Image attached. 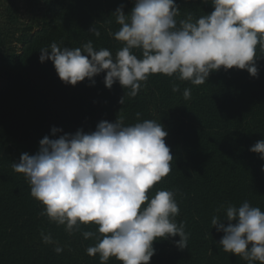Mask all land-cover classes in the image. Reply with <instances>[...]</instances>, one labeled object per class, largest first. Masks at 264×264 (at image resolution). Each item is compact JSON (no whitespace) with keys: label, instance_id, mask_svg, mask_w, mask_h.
I'll return each instance as SVG.
<instances>
[{"label":"trees","instance_id":"obj_1","mask_svg":"<svg viewBox=\"0 0 264 264\" xmlns=\"http://www.w3.org/2000/svg\"><path fill=\"white\" fill-rule=\"evenodd\" d=\"M177 20L192 13L198 18L214 10L211 0H176ZM135 0H0V264H100L86 249L96 243L81 232L69 235L64 226L40 215L43 205L30 194L24 174L13 170L21 154L39 150L44 136L94 131L101 120L124 117L126 125L153 119L163 124L166 144L174 159L171 172L156 183L158 189L178 190L180 214L189 233L187 247L180 237L154 241L149 264H247L218 244L223 232L211 225L216 209L245 200L264 210V159L250 151L264 139V52L257 47L258 75L247 69L221 67L203 84L175 76L150 75L135 97L115 82L104 84L106 73L91 80L65 84L53 62H40V49L56 42L62 47L108 48L113 55L123 46L114 38L120 25L113 12L120 5L127 14ZM95 26L101 35L89 31ZM138 57L139 50H135ZM143 83V82H142ZM173 84L180 91L173 92ZM185 88L191 99L183 98ZM124 102L121 104V98ZM140 113L137 118L136 114ZM62 131L53 136L51 129ZM225 226L228 221H222ZM95 225L82 230L96 231ZM51 232L64 246L57 254L41 240ZM107 264H122L115 257ZM258 264V262H257Z\"/></svg>","mask_w":264,"mask_h":264},{"label":"clouds","instance_id":"obj_2","mask_svg":"<svg viewBox=\"0 0 264 264\" xmlns=\"http://www.w3.org/2000/svg\"><path fill=\"white\" fill-rule=\"evenodd\" d=\"M211 4L214 10L209 14L196 18L188 13L177 20L176 0H135L127 14L124 5L113 12L120 28L110 35L123 45L115 55L108 48L97 50L91 40L75 48L53 42L40 49L39 60H51L65 84L76 85L85 78L94 84V76L106 73L105 86L111 89L118 81L129 97H135L153 74L193 85L203 84L221 67L247 69L256 77L257 47L264 52V0H211ZM89 31L101 35L95 26ZM172 91H180L179 85L173 84ZM183 98L191 99V89H184ZM60 131L51 129L53 136ZM167 135L163 124L153 119L131 125L123 116L114 122L101 120L87 133L44 136L39 150L22 153L12 168L24 174L31 196L44 206L40 215L64 226L69 235L81 232L85 239L95 238L86 252L99 255L100 264L112 257L122 264H149L154 241L178 235L175 243L184 249L190 235L185 222L176 220L178 190L163 188L149 195L172 170L174 156L165 142ZM249 150L264 159V139ZM221 210L223 218L214 215L211 225L224 233L218 242L222 250L247 264H264V210L247 200L238 207L221 205L216 212ZM89 224L97 226L96 231L82 230ZM40 236L57 254L64 251L51 232L42 230Z\"/></svg>","mask_w":264,"mask_h":264}]
</instances>
